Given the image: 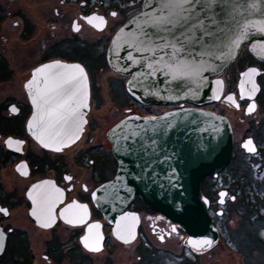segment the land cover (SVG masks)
I'll return each mask as SVG.
<instances>
[{
  "label": "flooded vegetation",
  "instance_id": "af4514ba",
  "mask_svg": "<svg viewBox=\"0 0 264 264\" xmlns=\"http://www.w3.org/2000/svg\"><path fill=\"white\" fill-rule=\"evenodd\" d=\"M142 1L0 0V264H209L215 250L224 252L233 241L250 238L253 229L264 235V221L255 224L260 219L252 215L264 205L258 182H264V62L250 54L247 45L221 75L219 100L182 105L224 116L232 129L229 164L201 182V197L218 232L216 243L206 250L190 248L177 223L137 196L128 208L138 215L136 234L121 240L94 206L92 192L114 177L117 161L107 129L109 149L91 130H96L98 121L89 115L93 83L101 74L108 79L110 74L124 77L126 82V76L109 68L106 52L113 34L141 10ZM51 62L82 65L90 86L84 131L74 144L59 151L40 146L26 125L33 107L25 84L34 68ZM250 67L257 69L259 90L254 110L246 113L249 101L239 100L236 85L239 73ZM103 68L110 73L96 72ZM117 80L111 79V84ZM229 93L238 101V109L225 100ZM137 104L162 106L165 111L180 106ZM225 109L232 113L233 123ZM130 114L159 115L132 111L126 116ZM248 141L253 151L245 147ZM87 224L99 227H94L86 246L81 238ZM254 255V263L260 264L259 252Z\"/></svg>",
  "mask_w": 264,
  "mask_h": 264
},
{
  "label": "water",
  "instance_id": "95a60500",
  "mask_svg": "<svg viewBox=\"0 0 264 264\" xmlns=\"http://www.w3.org/2000/svg\"><path fill=\"white\" fill-rule=\"evenodd\" d=\"M166 2L143 0L141 10L112 36L106 60L113 72L127 77L125 90L135 102L180 106L159 115L130 114L107 130L117 170L111 180L94 189L92 201L118 239L136 234L138 215L128 208L137 196L148 208L177 223L190 248L206 250L216 243L218 232L201 197V182L230 162L232 129L224 116L182 105L219 100L223 92L220 77L244 45L264 62V0H194L185 5L189 11L181 24L155 27L156 17L168 15ZM185 33L191 39L183 45L177 43L180 53L157 47L175 36L183 39ZM181 61L191 66L182 67ZM57 64L63 67L47 68ZM76 66L83 70L82 75ZM256 74L257 69L250 67L237 80L239 100L249 101L246 113L256 105ZM65 80L71 83L60 88ZM25 88L33 107L26 124L28 134L53 151L74 144L84 131L90 108V86L83 66L64 62L37 66ZM73 93L86 107H79L76 117L64 112L67 118L57 122L49 113ZM229 97L232 107L238 109L234 94L225 95V100ZM94 233V227L87 224L82 242L86 244ZM203 241L211 244L190 243Z\"/></svg>",
  "mask_w": 264,
  "mask_h": 264
},
{
  "label": "rangeland",
  "instance_id": "374dc122",
  "mask_svg": "<svg viewBox=\"0 0 264 264\" xmlns=\"http://www.w3.org/2000/svg\"><path fill=\"white\" fill-rule=\"evenodd\" d=\"M235 69H232L228 75H230ZM96 72L98 73H110L106 68L99 69ZM110 79L107 78V74H101L99 79L93 83V98H91L92 112L89 114L91 117L97 119L96 124V135L101 137V145L106 146L108 148V144H106L104 131L109 129L112 125H114L117 121L126 116L127 112L136 111L139 113H154L160 114L162 111L166 110L165 107L162 106H142L133 102L128 93L125 90V78L117 77L113 74H110ZM111 79H118L115 85L111 84ZM225 114L230 118L233 123V115L231 112L225 109ZM235 127V125L233 124ZM245 127V126H244ZM246 128V127H245ZM105 148L106 150H108ZM253 169H256L255 167ZM263 180L259 181L260 193L261 196H264V182ZM264 201V198H263ZM254 217L260 219L255 224H260L264 221V205L262 208H259L257 212H255ZM236 240L240 238V236L234 235ZM223 240V239H222ZM245 243V245H244ZM221 245V244H219ZM223 248V247H222ZM217 249H219L217 247ZM224 252L218 253V251H214L213 256L210 258L209 264H255L254 263V254L259 252V262L260 264H264V235L261 231L257 229H253L250 232V238H241L239 241H233L231 246L227 249L223 248Z\"/></svg>",
  "mask_w": 264,
  "mask_h": 264
},
{
  "label": "snow or ice",
  "instance_id": "6c2138e0",
  "mask_svg": "<svg viewBox=\"0 0 264 264\" xmlns=\"http://www.w3.org/2000/svg\"><path fill=\"white\" fill-rule=\"evenodd\" d=\"M194 2V0H167V2L164 4V8H166L168 10V15H161L159 17H156L153 21V26L155 27H176L179 24H181V22L185 21L187 19V17L184 15L185 12L189 11V9L185 8V5L187 4H192ZM95 19V18H93ZM91 22V21H89ZM101 23H103V21L101 20ZM170 30V29H169ZM191 39V37L185 33L183 34V39H181L180 36H175L173 37L172 40H168L165 42L164 45H157V47H160L161 50H163V48L165 47H170L174 50V54H178L182 51L181 47H177V43L183 45L186 44L189 40ZM144 42V41H142ZM181 66L182 67H190L191 65L187 64L184 61H181ZM53 67H63L62 65H49L47 66V68H53ZM75 70L80 72L81 75L83 74V70L79 68V66L75 67ZM40 72H44L45 69H40ZM74 79V78H73ZM71 81L70 80H65L64 84L60 85V88H63L64 85H68L70 84ZM52 91H57V89H53ZM68 89H65V92H67ZM76 94L73 93L72 95H69L67 99L63 100L61 103L57 104L55 108H53L51 110V112L49 113L50 116H55L57 119V122H59V120L62 119H66L67 117H65L63 115L64 112H67L69 115H71L72 117H76L77 113L79 111V107L83 106L86 107V104H83L82 100H77L76 98ZM229 99H231L229 97ZM49 102L50 101H47ZM73 105H76V107H73ZM251 141H248L247 144H245V147L249 149V151H253L254 149L250 148L249 145H251ZM58 150V149H57ZM91 227H95L98 228L99 225H92ZM127 242V241H125ZM192 243L194 246L196 244H200V245H205V244H211V241H203V242H190ZM87 246V244H86ZM94 250H98V249H94Z\"/></svg>",
  "mask_w": 264,
  "mask_h": 264
}]
</instances>
